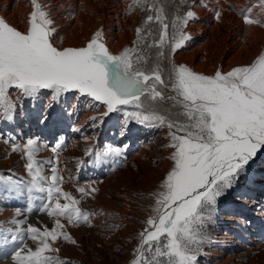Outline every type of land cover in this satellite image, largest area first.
Returning <instances> with one entry per match:
<instances>
[{
	"label": "snow or ice",
	"instance_id": "6c2138e0",
	"mask_svg": "<svg viewBox=\"0 0 264 264\" xmlns=\"http://www.w3.org/2000/svg\"><path fill=\"white\" fill-rule=\"evenodd\" d=\"M30 3L32 11L24 30L0 18V119L12 120L22 98L35 100L47 95V107L51 108L62 96L73 93L77 100L103 105L104 117L122 113L125 128L133 121L147 128L166 127L168 142L163 147L170 150L166 157L170 164L146 197L151 204L141 221L143 227L137 233L129 264H198L219 199L239 181L258 153H264V50L248 64L227 71L216 68L212 74L197 72L171 59L191 39L184 29L195 19L190 10L194 5L184 15L174 16L171 23L166 22L163 8L148 5L155 16L149 14L143 24L158 23L160 31L158 39L146 47H156L158 58L168 60L166 82L158 65L150 71L140 67L147 57L138 54L137 45L152 35L150 30L145 34L144 26L136 28L133 47H125L119 54L109 51L102 30L93 33L84 46L62 47V39L57 43L59 33L50 13L38 0ZM137 3L143 5L146 0ZM260 6L264 7V0ZM243 20L260 23L247 14ZM165 47L170 51L165 52ZM158 86L168 88L173 95L165 96ZM12 90L17 93L16 101L10 98ZM142 97L170 101L168 115L145 108ZM91 119L95 122L102 117ZM12 150L18 151L20 146L13 144ZM37 152L38 141L29 139L23 154L30 180L24 183L13 175H0V190L8 195L26 193L28 208L34 200L46 201L41 211L55 217L54 226L24 227L25 220L12 219L7 223L13 227L0 229L4 233L0 244L9 240L15 244L10 254L14 264H68L50 255L59 251L52 247L58 239L76 244L60 218L80 224L89 222L91 214L82 211L80 201L62 189L63 177L58 176L56 167L50 169V176L43 174ZM121 153L120 147L107 146L103 153H96V158L119 157ZM78 191L85 196L96 189L81 187ZM16 212L19 214L20 209ZM25 236L35 248L23 243Z\"/></svg>",
	"mask_w": 264,
	"mask_h": 264
},
{
	"label": "bare ground",
	"instance_id": "6f19581e",
	"mask_svg": "<svg viewBox=\"0 0 264 264\" xmlns=\"http://www.w3.org/2000/svg\"><path fill=\"white\" fill-rule=\"evenodd\" d=\"M172 1L173 0L163 1L161 8H163L165 14L168 6L173 3ZM38 3L41 4L43 10L50 13L51 18L55 21V26L59 33L57 43L59 44L61 39L63 41L60 46H84L93 33L97 30H102L103 41L106 42L107 48L113 54H119L125 47H133V41L136 39L135 30L137 26L140 25V21L143 17L140 13V9H136L132 15L130 14V16H127L129 3L126 0H38ZM173 5V11L171 10L172 18L176 15L182 16L189 10L191 5L194 6H192L190 10L195 13V19L190 21L189 25L184 29L185 32L191 35V39L177 51L174 57H171V59L178 64L183 63L197 72L212 74L216 68H222L224 71H227L231 67L248 64L264 50V7L260 6V0H181L178 5L180 7H175L176 4ZM248 9H251V11H247ZM31 11L32 7L30 0H0V18H3L11 26L19 30L25 29L27 16ZM217 12H219V18L216 17ZM174 13L176 14L174 15ZM244 14H247L251 19L259 20L260 23H245L243 20ZM103 24L105 26L102 28ZM171 31L172 29L169 28L170 33ZM139 45H137L139 46V52L140 49H145L144 56L147 57V62H142L140 67L145 71H150L154 66L158 65L162 77L168 82V60L158 58L157 53L159 49L156 47L147 48L144 43ZM168 51H170V49L165 47V52ZM158 90L164 92L165 95H173L168 88L158 86ZM46 96L47 95H41V97L35 100H28L27 98L20 99L13 113L14 123L19 127H23L22 130H26L28 139L38 138L37 140L40 139L46 146L52 145L53 142L59 139H64L69 143H74L73 145L77 146L79 149L88 146L91 141H104L106 143L117 144L122 150H127L129 152L128 156H134L137 152L135 159L139 157L142 158L145 154L148 156L151 155V157L152 155H161L162 163L159 165L157 164V169L152 170L155 173L162 174L169 167L170 161L167 160L166 157L169 155L170 150L163 147L168 142L166 138L168 130L166 127L163 129H136L137 127L134 128L127 124L125 128L123 127L124 122L118 117H114L106 122L103 116L105 108H100L99 105L84 98L77 100L76 95L73 93L64 95L62 101L59 103L60 105L57 107L52 106L51 108L47 107L49 98ZM10 98L14 101L17 100V93L15 90L10 92ZM141 99L144 102L145 108H155L160 114L168 115V109L171 104L167 106L165 102L161 100L150 101L146 97H142ZM172 111H175V109H172ZM92 117H102V120L98 119L93 122L91 119ZM0 120L2 121V119ZM1 121L0 130L7 129L1 124ZM76 129H79V131ZM124 145H127V147L124 148ZM69 148L70 147H68V149ZM71 148H73V146ZM152 150L153 152H151ZM253 160L254 163L258 165L259 178L254 181V184L251 185L250 189L247 191L249 192L248 196L242 195L243 199L241 202L237 197V206L240 207V203L243 208L229 211L230 213L227 212L228 214L223 216V222H225L223 226H225V228L224 231L220 233L221 236L218 237L217 234V238H214L212 243L213 247L217 245L219 248L221 244L226 242L231 245V247L228 248L231 253L234 252V249H238V253L249 250L248 248H244L243 243L233 242V244H231L233 240L227 231H234L241 225L246 226L248 223L256 222L254 219L260 214L261 205L264 204V153H258L257 157ZM131 162L133 161L131 160ZM137 164L140 168L145 165H142L140 161H137ZM72 166L74 167L75 164H72ZM65 168L66 167H64V169ZM67 169L70 168L68 167ZM146 171L150 172V168ZM146 171L141 169L144 176L147 175ZM151 173V176L155 174ZM138 176H140V174ZM142 176L137 178H143ZM243 193L242 191V194ZM127 209H123L125 210L123 214L125 216L128 215L127 211H129V208ZM115 214L117 213L115 212ZM6 216H10V214ZM113 216L115 217V215ZM33 223L35 226H42L44 222L36 218ZM95 223L97 222L95 221ZM119 224L120 223H118V225ZM259 225H262L264 229V222H262V224H255L252 229L249 228L250 230L247 231L252 234L250 237H258L261 233ZM238 230L240 231V229ZM97 233L98 230H95L92 235ZM239 234L242 236L241 233ZM28 240L30 239L26 237L23 243L27 244V242H29ZM252 241L249 244L255 247L257 244L254 239ZM27 246H35V243L31 240ZM14 247L15 246L7 251V255L4 259L7 258L8 260L6 259L2 264H7L10 261L14 263L10 255ZM215 252V254L212 252V255L216 256L218 254L217 251ZM242 254L237 256H241ZM232 260H234V258H232ZM226 261H228V259H226Z\"/></svg>",
	"mask_w": 264,
	"mask_h": 264
},
{
	"label": "rangeland",
	"instance_id": "374dc122",
	"mask_svg": "<svg viewBox=\"0 0 264 264\" xmlns=\"http://www.w3.org/2000/svg\"><path fill=\"white\" fill-rule=\"evenodd\" d=\"M126 1L129 3V6L127 8V16H130V14L132 15L136 11V9H140V13L143 15V17L140 21V25H138L137 27H141L144 26L143 22L149 14L155 16V11L153 10L150 12L148 10V5L162 7V3L164 0H146V4L144 3L145 6L144 4H138L137 0ZM180 1L181 0H173V3L168 6L166 14L164 12V15L167 17L166 22L171 23V20L173 19L171 17V10L174 6L173 4H176L175 7H180L178 6ZM175 14L176 13H174V15ZM104 26L105 25L103 24L102 28ZM158 26V23H150L147 26H144L145 34H147L149 30L152 33L151 37L149 38L150 41L147 39L145 41L146 43L144 42L145 45H147L148 43L152 44L154 40L158 39V32L160 31V26ZM104 43L106 45V42ZM139 46H137V48ZM145 51L146 50L142 48L140 49V52L138 54L142 53L144 55ZM62 97L60 98L59 102L54 103L53 106H59V103L62 101ZM163 102H165L167 106L171 104V102H169L168 100H163ZM93 103L99 105L100 108H104V106L100 105L99 102ZM123 107L125 110H132L131 106ZM114 117H118L123 121L122 113H110L105 117L106 122L110 121ZM2 121L1 124L7 129L0 130V175H13L14 179H19L22 182L27 183L30 180V177L28 176L25 169L26 157L23 154V145L29 140L27 137V132L26 130H22L23 127H19L18 125H16V123H14V116L12 120L2 119ZM128 125L134 128L137 127L136 129L147 128L135 123L134 121L129 122ZM5 140H8L9 143H5ZM37 141L38 152L36 154V159L43 162V174L45 176H50V169L52 167H56L58 176L63 177V182L61 184L62 189L66 192L71 193L76 199L80 201L78 207L82 211H86L91 214L89 222H81L80 224H69L66 218H60L61 223L65 225V230L76 241V244L66 242L63 239H58L52 245V247L58 248L59 251L52 254L50 253V255L58 256L60 259L67 261L68 264H129V261L132 258L133 250L138 242L136 239L137 233L143 227L141 221H143L148 215V207L151 204V200L147 199L146 197L148 193L155 188L156 183L158 184V182L163 178L166 172L165 171L164 173L159 174L152 171L157 169V164L159 165L160 163H162L161 155H152L151 157V155L148 156L145 154L146 157L142 156V158L139 157L135 159V155L137 152L134 154V156H128L129 152L127 150H122V153L119 157L108 155L101 156V159L97 160V152L103 153L104 149L107 146L118 147V145L106 143L104 141H91L88 146L79 149L77 146L73 145L74 143H69L64 139H59L53 142L52 145L47 146L42 143L40 139ZM13 144L20 146V150L13 151ZM72 146L73 148H71ZM68 147L70 148L68 149ZM89 148L93 149L91 153H89L87 150ZM45 151L47 152V154ZM151 152H153V150ZM129 158L133 162H131ZM137 161H140L142 165H145L140 168V166H138L137 164ZM72 164H75V166L73 167ZM134 165H136L137 167ZM64 167L66 168L64 169ZM68 167L70 169H67ZM148 168H150V172L146 171L148 170ZM141 169H144L148 176H144L141 172ZM258 172V165L254 163V160L251 161L247 166L246 172L241 175L239 181L230 190L226 191V193L219 199L217 211L214 214V219L207 227L209 240L206 244L203 245V253L198 257V264H252L253 262V264H256L257 262L264 264V229L262 225H259L261 233L258 235V237H250V235L252 234L247 232L248 230L252 229L255 224H262V222H264V204L261 205L260 214H258V216L254 219L256 222H252L253 225L252 223H248L246 226L241 225L239 226V228L237 227V229H235L234 231H227L233 240L231 244H233V242L241 244L243 243L244 248L249 249L248 251H241L238 253L239 250L234 249L235 253H231V251L228 250L231 245L227 244L226 242H224V244L226 243L225 245L221 244L219 248L217 245L214 247L212 246L214 238H217V234L219 237L221 236L220 233L224 231L225 226L223 225L225 224V222H223V216L227 215V212L229 211H233L235 209L239 210L240 208H243L241 207L240 203V207L237 206V197L241 202V200L243 199L242 195H249V192L247 191L250 189L251 185L254 184V181L259 178ZM150 173L155 174H153L154 176H151ZM139 174L140 176L143 175V178H137L140 177L138 176ZM95 181H97L98 184ZM81 187L86 189L89 187L95 188L96 191L92 192L90 195L82 196L78 191V189ZM242 191L244 192L243 194ZM44 202L46 201L34 200L32 201L31 208H28L26 193L8 195L5 194L4 191L0 190V229L13 227L9 223H7L12 219L25 220L26 223L24 224V227H26L28 224L34 225L33 221L36 218L41 222H44L42 226H46L48 228L53 227L55 217L50 218L44 211H41V206ZM60 202L64 203L65 201L61 198ZM124 208H129V211H127V214L129 216L126 214L128 217L123 215L125 211L123 210ZM16 209H20L19 215L16 212ZM115 212L117 214H120L122 212L123 213L117 215L115 214ZM7 214H10V216H6ZM113 215H115V217ZM95 221L97 223H95ZM118 223L120 224L118 225ZM238 229H240V231ZM95 230H98V235H92ZM239 233H241L242 236ZM3 235V231H0V240L3 239ZM26 237L27 236L24 237V240ZM247 238L249 239V241ZM253 239L258 245L255 246L256 248L252 244H249ZM28 241L29 242H27V244L31 242V240ZM13 246H15V244L11 242V240H9L7 244H0V264H2V262L7 259H4L6 257L7 251ZM35 246L30 247L35 248ZM213 250L217 251L218 254L216 256L212 255V252H214V254L216 253ZM240 254L242 255L237 256ZM232 258H234V260H232ZM226 259H228V261H226ZM10 263L11 261L7 264Z\"/></svg>",
	"mask_w": 264,
	"mask_h": 264
}]
</instances>
